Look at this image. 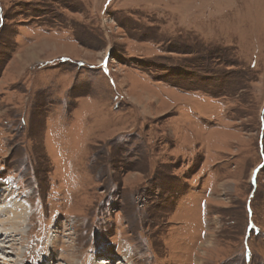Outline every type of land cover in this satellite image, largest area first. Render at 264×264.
Segmentation results:
<instances>
[{
    "label": "rangeland",
    "instance_id": "rangeland-1",
    "mask_svg": "<svg viewBox=\"0 0 264 264\" xmlns=\"http://www.w3.org/2000/svg\"><path fill=\"white\" fill-rule=\"evenodd\" d=\"M6 193L0 264H264V0H0Z\"/></svg>",
    "mask_w": 264,
    "mask_h": 264
},
{
    "label": "bare ground",
    "instance_id": "bare-ground-1",
    "mask_svg": "<svg viewBox=\"0 0 264 264\" xmlns=\"http://www.w3.org/2000/svg\"><path fill=\"white\" fill-rule=\"evenodd\" d=\"M11 193V192H10ZM9 194H2L1 198H0V203H2L3 205L0 206V226L2 228V226L6 225L5 224V220H7V214L8 216L10 217L11 215L13 216H16L15 219H8V223L10 224H18L19 222L18 221H21L22 219H24V208L22 207H19L16 204H13L12 206H9L8 204L10 203L11 201V197L9 198ZM9 206V207H8ZM7 213V214H6ZM21 223V222H20ZM22 224V223H21ZM26 224V223H25ZM19 225V224H18ZM17 225V226H18ZM8 226V224H7ZM14 226V225H12ZM18 230V229H17ZM18 234V231H13L12 235H16ZM9 235L8 234H5V229H0V249H2L3 247L6 248V246H4V242L3 240H5L4 238H8ZM11 239L9 240V243H11V241L14 239L13 237H10ZM8 247V246H7ZM3 253V252H2ZM48 254V253H47ZM49 256V255H48ZM51 260V259H50ZM1 261V260H0ZM2 261H5L4 259ZM6 262H3L1 264H5ZM17 263V262H16ZM14 263V264H16ZM6 264H9V263H6ZM11 264V263H10Z\"/></svg>",
    "mask_w": 264,
    "mask_h": 264
}]
</instances>
